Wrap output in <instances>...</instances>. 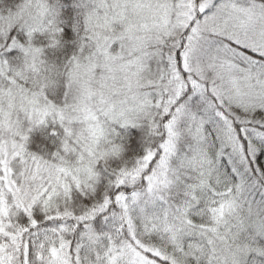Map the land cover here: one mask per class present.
Wrapping results in <instances>:
<instances>
[{"label": "snow or ice", "instance_id": "6c2138e0", "mask_svg": "<svg viewBox=\"0 0 264 264\" xmlns=\"http://www.w3.org/2000/svg\"><path fill=\"white\" fill-rule=\"evenodd\" d=\"M0 264H264V0H0Z\"/></svg>", "mask_w": 264, "mask_h": 264}]
</instances>
